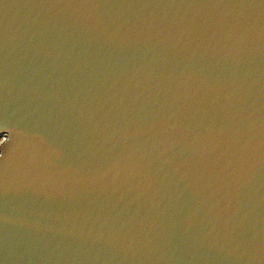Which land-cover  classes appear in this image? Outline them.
<instances>
[{
	"label": "water",
	"instance_id": "1",
	"mask_svg": "<svg viewBox=\"0 0 264 264\" xmlns=\"http://www.w3.org/2000/svg\"><path fill=\"white\" fill-rule=\"evenodd\" d=\"M0 264H264V0H0Z\"/></svg>",
	"mask_w": 264,
	"mask_h": 264
},
{
	"label": "rangeland",
	"instance_id": "2",
	"mask_svg": "<svg viewBox=\"0 0 264 264\" xmlns=\"http://www.w3.org/2000/svg\"><path fill=\"white\" fill-rule=\"evenodd\" d=\"M1 139H2V136L0 135V141H1Z\"/></svg>",
	"mask_w": 264,
	"mask_h": 264
}]
</instances>
